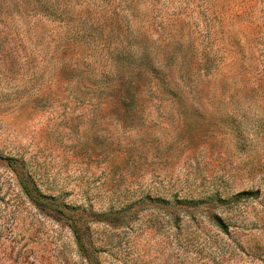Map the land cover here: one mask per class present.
I'll return each instance as SVG.
<instances>
[{
    "label": "rangeland",
    "instance_id": "374dc122",
    "mask_svg": "<svg viewBox=\"0 0 264 264\" xmlns=\"http://www.w3.org/2000/svg\"><path fill=\"white\" fill-rule=\"evenodd\" d=\"M0 264H264V0H0Z\"/></svg>",
    "mask_w": 264,
    "mask_h": 264
},
{
    "label": "trees",
    "instance_id": "16d2710c",
    "mask_svg": "<svg viewBox=\"0 0 264 264\" xmlns=\"http://www.w3.org/2000/svg\"><path fill=\"white\" fill-rule=\"evenodd\" d=\"M139 100H140L139 96H137V97L132 96V97H130V99L127 102L122 101V103H124V105L126 107H128L127 109L129 112H134V111H136V107H138L139 104H141V102ZM104 118H112V117L111 116L107 117L106 113L104 112L102 115V119H104Z\"/></svg>",
    "mask_w": 264,
    "mask_h": 264
}]
</instances>
